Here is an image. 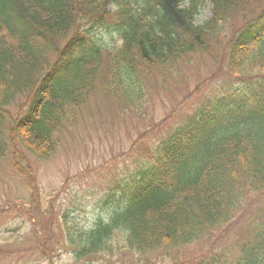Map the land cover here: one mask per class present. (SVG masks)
Masks as SVG:
<instances>
[{
	"label": "trees",
	"instance_id": "trees-1",
	"mask_svg": "<svg viewBox=\"0 0 264 264\" xmlns=\"http://www.w3.org/2000/svg\"><path fill=\"white\" fill-rule=\"evenodd\" d=\"M207 2L210 15L197 22ZM105 29L119 45L98 37ZM194 54L221 70V91L205 93L151 146L133 149L102 216L86 229L66 227L75 258L116 245L172 253L231 225L256 196L259 215L235 240L237 256L188 264H264V0H0V158L24 179L30 204L37 185L22 150L52 155L55 131L101 71L103 90L139 113L149 77L180 84L177 65ZM19 96L26 102L10 116Z\"/></svg>",
	"mask_w": 264,
	"mask_h": 264
},
{
	"label": "rangeland",
	"instance_id": "rangeland-1",
	"mask_svg": "<svg viewBox=\"0 0 264 264\" xmlns=\"http://www.w3.org/2000/svg\"><path fill=\"white\" fill-rule=\"evenodd\" d=\"M210 8L209 2L199 8L197 22L209 17ZM98 33L109 46L119 44L114 31ZM227 33L228 29L218 39L224 42ZM177 66L180 84L162 85L157 77H149L147 104L139 113L126 110L103 90L101 71L85 103L72 110L55 131L54 153L38 159L22 150L37 185L32 204L24 179L9 158H0V208L5 210L0 216V264H188L211 253L220 252L228 260L237 256L235 240H245L249 219L259 215L256 196L231 225L169 254L140 255L116 245L113 253L77 259L68 246L66 227L86 229L102 216L116 180L132 167L133 149L151 146L193 110L205 93L221 91L223 73L203 56L190 55ZM25 102L24 96L17 97L7 107L8 114L14 116Z\"/></svg>",
	"mask_w": 264,
	"mask_h": 264
}]
</instances>
